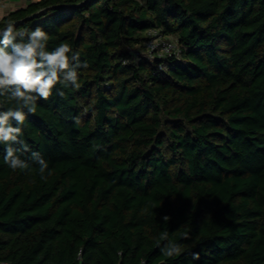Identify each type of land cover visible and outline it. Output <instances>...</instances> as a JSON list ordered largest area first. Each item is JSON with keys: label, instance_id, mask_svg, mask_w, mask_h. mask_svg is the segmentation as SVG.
<instances>
[{"label": "trees", "instance_id": "1", "mask_svg": "<svg viewBox=\"0 0 264 264\" xmlns=\"http://www.w3.org/2000/svg\"><path fill=\"white\" fill-rule=\"evenodd\" d=\"M8 21L87 67L25 111L45 180L0 143V262L264 264V0H27ZM150 29L179 56L149 58Z\"/></svg>", "mask_w": 264, "mask_h": 264}, {"label": "clouds", "instance_id": "2", "mask_svg": "<svg viewBox=\"0 0 264 264\" xmlns=\"http://www.w3.org/2000/svg\"><path fill=\"white\" fill-rule=\"evenodd\" d=\"M48 40L49 36L42 28L17 30L12 21L0 30V97H7L9 102L15 103V107L0 111L4 162L12 170L28 169V161L21 159L18 153L31 152V161L38 165L41 180L47 178L45 173L49 165L39 152L31 151L21 139L25 111L34 114L37 100H48L58 84L64 88L78 86L77 69L87 67L80 63L79 53H74L69 44L61 43L48 50ZM57 94L63 96L64 92L57 90ZM16 144L19 147H15ZM170 219L167 215L162 217L165 224ZM168 237L167 231L161 232L160 240L167 241L162 248L163 255L169 258L180 255L181 246ZM184 238H188L187 233ZM194 259H198V254H194Z\"/></svg>", "mask_w": 264, "mask_h": 264}, {"label": "built area", "instance_id": "3", "mask_svg": "<svg viewBox=\"0 0 264 264\" xmlns=\"http://www.w3.org/2000/svg\"><path fill=\"white\" fill-rule=\"evenodd\" d=\"M148 35L149 39L145 42V48L146 54L149 58H153L154 56L163 57L166 55H175L177 57L179 56L180 50L172 37L162 36L158 33L157 30L154 29H150L148 31ZM0 264L8 263L0 262Z\"/></svg>", "mask_w": 264, "mask_h": 264}, {"label": "rangeland", "instance_id": "4", "mask_svg": "<svg viewBox=\"0 0 264 264\" xmlns=\"http://www.w3.org/2000/svg\"><path fill=\"white\" fill-rule=\"evenodd\" d=\"M15 0H5L4 2H1L0 3V6L2 7L1 8V10L2 11H6V10H12V9H14L15 8V6H16V4H10V2H14ZM24 1L23 0H21V3H23ZM20 3V4H21ZM4 5H5V7H4Z\"/></svg>", "mask_w": 264, "mask_h": 264}, {"label": "crops", "instance_id": "5", "mask_svg": "<svg viewBox=\"0 0 264 264\" xmlns=\"http://www.w3.org/2000/svg\"><path fill=\"white\" fill-rule=\"evenodd\" d=\"M24 2L23 3H21V0H15L14 2H10V4L12 5V4H16V6H15V8H17V7H19V6H23V5H25L26 4V2H27V0H23ZM21 3V4H20ZM2 4V3H1ZM4 7H5V5H4ZM1 6H0V18L5 14V13H7L9 10H6V11H2L1 10Z\"/></svg>", "mask_w": 264, "mask_h": 264}, {"label": "water", "instance_id": "6", "mask_svg": "<svg viewBox=\"0 0 264 264\" xmlns=\"http://www.w3.org/2000/svg\"><path fill=\"white\" fill-rule=\"evenodd\" d=\"M44 11H45V10H41V11L35 13V14H32L30 17H34V16H36V15H38L39 13H42V12H44Z\"/></svg>", "mask_w": 264, "mask_h": 264}]
</instances>
